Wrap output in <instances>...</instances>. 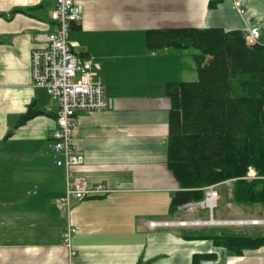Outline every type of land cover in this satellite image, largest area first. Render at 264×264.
Masks as SVG:
<instances>
[{"label": "crops", "instance_id": "crops-1", "mask_svg": "<svg viewBox=\"0 0 264 264\" xmlns=\"http://www.w3.org/2000/svg\"><path fill=\"white\" fill-rule=\"evenodd\" d=\"M213 1L74 0L82 20L71 27L69 42L79 61L100 65L110 107L79 116L73 148L84 163L71 176L112 192L73 199L66 213L58 207L66 173L56 166L52 141L58 103L32 86L30 71L32 50L45 47L38 37L54 28L55 0H0V264L68 263V227L71 264H264V247L237 256L211 239L191 238L217 222L174 223L203 220L204 211H171L180 187L167 166L166 88L195 80L199 52L154 53L146 35L258 28L264 44V0H218L211 7ZM29 109L38 115L19 125ZM150 222L173 225L150 228Z\"/></svg>", "mask_w": 264, "mask_h": 264}, {"label": "trees", "instance_id": "trees-1", "mask_svg": "<svg viewBox=\"0 0 264 264\" xmlns=\"http://www.w3.org/2000/svg\"><path fill=\"white\" fill-rule=\"evenodd\" d=\"M146 46L154 53L170 49L199 52L194 57L197 81L166 88L172 104L167 166L180 187L171 211L203 201L208 187L227 182L235 206L264 208V44L248 45L241 32L176 29L147 32ZM36 115L29 109L19 125ZM250 169L256 172V180L245 179ZM248 232L217 234L211 229L191 238L211 239L243 256L264 247V234Z\"/></svg>", "mask_w": 264, "mask_h": 264}, {"label": "built area", "instance_id": "built-area-1", "mask_svg": "<svg viewBox=\"0 0 264 264\" xmlns=\"http://www.w3.org/2000/svg\"><path fill=\"white\" fill-rule=\"evenodd\" d=\"M235 8L239 13H245L240 3L236 2ZM51 19L53 30L38 37V41L45 44V47L31 52L30 71L32 86L46 90L58 103L56 129L52 135L53 151L56 166L64 169L67 182L66 196L58 201V207L68 211L73 199L81 202L88 198L107 196L112 192L104 186L89 187L85 179L71 176L72 169L84 163L83 156L76 154L73 148V133L79 116L106 111L110 105L106 99L105 87L99 78L100 65L92 60L79 61L69 43L71 27L82 20V8L74 0H55ZM260 36L258 28H250L245 34V41L252 46L260 43ZM245 179H257L256 172L250 169ZM216 187L211 186L205 190L203 201L184 204L177 208L178 211H208L213 221V211L220 200ZM189 223L210 225L203 221L184 222L183 225ZM168 224L173 225L169 222H150L149 227L157 228ZM254 224H264V221H255ZM72 231L74 230L68 227L64 236L70 250V260L74 255L71 251ZM70 260L65 264H71Z\"/></svg>", "mask_w": 264, "mask_h": 264}, {"label": "rangeland", "instance_id": "rangeland-1", "mask_svg": "<svg viewBox=\"0 0 264 264\" xmlns=\"http://www.w3.org/2000/svg\"><path fill=\"white\" fill-rule=\"evenodd\" d=\"M193 52L196 51L191 50L190 54ZM197 79L198 78L196 73L195 80H192V82L197 81ZM248 181H252V180H248ZM216 190L219 193L220 200L218 205L214 209L215 213L213 211V221H211V218L208 215L209 214L208 211H204L202 216L203 220H196L192 222L203 221L204 223L209 222V224H216L217 222L218 223L217 225H210L209 227L216 230L217 234H220L222 232H227V233L233 232L234 234H242L246 229L249 231L248 232L249 234L254 233L253 234L254 236L264 234V224H260V225L254 224L255 221H264V208H262L261 205L255 206L254 209H250V208L242 209L235 206L232 203V186L230 182L217 186ZM220 201L223 202L222 205ZM184 211L192 212L189 210H184ZM218 211H220V214ZM65 212L67 213V210H65ZM219 219H226V220H219ZM184 222L186 221H179L174 223L179 226H184L183 225ZM165 226H172V225L168 224V225H164V227Z\"/></svg>", "mask_w": 264, "mask_h": 264}, {"label": "bare ground", "instance_id": "bare-ground-1", "mask_svg": "<svg viewBox=\"0 0 264 264\" xmlns=\"http://www.w3.org/2000/svg\"><path fill=\"white\" fill-rule=\"evenodd\" d=\"M70 43V42H69ZM71 45V44H70ZM72 47V46H71ZM218 224V223H217Z\"/></svg>", "mask_w": 264, "mask_h": 264}]
</instances>
